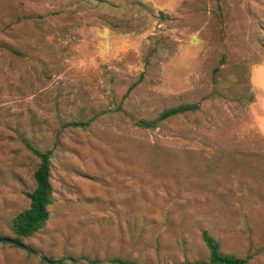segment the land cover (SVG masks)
Instances as JSON below:
<instances>
[{
    "label": "rangeland",
    "instance_id": "rangeland-1",
    "mask_svg": "<svg viewBox=\"0 0 264 264\" xmlns=\"http://www.w3.org/2000/svg\"><path fill=\"white\" fill-rule=\"evenodd\" d=\"M20 135L54 201L0 264H209L202 230L264 264V0H0L2 234L35 186Z\"/></svg>",
    "mask_w": 264,
    "mask_h": 264
},
{
    "label": "trees",
    "instance_id": "trees-1",
    "mask_svg": "<svg viewBox=\"0 0 264 264\" xmlns=\"http://www.w3.org/2000/svg\"><path fill=\"white\" fill-rule=\"evenodd\" d=\"M214 70L218 71L219 67ZM194 109L195 105L192 104L169 107L164 109L155 119H141L137 122V125L143 128H155L164 120ZM70 124L83 126L82 122H72ZM20 141L38 158V165L34 171L35 186L31 191L25 193L29 200L28 208L17 213L9 220L8 229L10 234L0 233V243L18 248H27L22 242V238L30 237L42 230L50 216L49 207L54 201L50 179L53 151L51 149L39 150L24 135H20ZM201 238L207 248L209 264H247L245 258L223 252L220 249L219 241L211 236L207 230H202ZM112 261L127 263L129 260L126 261L116 257L112 258Z\"/></svg>",
    "mask_w": 264,
    "mask_h": 264
}]
</instances>
